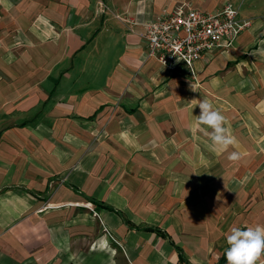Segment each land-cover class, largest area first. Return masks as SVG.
I'll return each instance as SVG.
<instances>
[{
	"label": "crops",
	"instance_id": "obj_1",
	"mask_svg": "<svg viewBox=\"0 0 264 264\" xmlns=\"http://www.w3.org/2000/svg\"><path fill=\"white\" fill-rule=\"evenodd\" d=\"M229 2L252 24L196 79L147 56L166 9ZM85 205L126 264H227L230 228L264 225V0H0V264H65L96 233Z\"/></svg>",
	"mask_w": 264,
	"mask_h": 264
},
{
	"label": "built area",
	"instance_id": "obj_2",
	"mask_svg": "<svg viewBox=\"0 0 264 264\" xmlns=\"http://www.w3.org/2000/svg\"><path fill=\"white\" fill-rule=\"evenodd\" d=\"M251 24V20L239 17V7L231 2L209 11L166 9L158 21L146 26L147 56L155 57L171 70L184 63L196 79L195 63L221 47H232L236 38Z\"/></svg>",
	"mask_w": 264,
	"mask_h": 264
},
{
	"label": "clouds",
	"instance_id": "obj_3",
	"mask_svg": "<svg viewBox=\"0 0 264 264\" xmlns=\"http://www.w3.org/2000/svg\"><path fill=\"white\" fill-rule=\"evenodd\" d=\"M191 90L196 88L191 84ZM195 107H199V115H194L193 124L196 127L206 126L205 131L210 140V146L214 150H226L234 143L226 127L227 118L206 99H192ZM192 109V110H193ZM211 129V131H207ZM230 159H238L237 153H231ZM228 247L225 250L227 264H256L257 260L264 255V225L248 226L246 228L232 227L226 235Z\"/></svg>",
	"mask_w": 264,
	"mask_h": 264
},
{
	"label": "rangeland",
	"instance_id": "obj_4",
	"mask_svg": "<svg viewBox=\"0 0 264 264\" xmlns=\"http://www.w3.org/2000/svg\"><path fill=\"white\" fill-rule=\"evenodd\" d=\"M86 207L91 210L93 217L97 216L98 223L93 225L96 233L88 241H78L70 249L72 254L66 256L65 264H126L123 247L111 237V229L102 226L99 213L93 206Z\"/></svg>",
	"mask_w": 264,
	"mask_h": 264
}]
</instances>
